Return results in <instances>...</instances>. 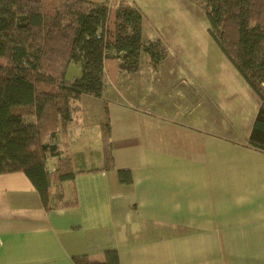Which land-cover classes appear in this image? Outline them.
Returning <instances> with one entry per match:
<instances>
[{"label": "crops", "instance_id": "obj_1", "mask_svg": "<svg viewBox=\"0 0 264 264\" xmlns=\"http://www.w3.org/2000/svg\"><path fill=\"white\" fill-rule=\"evenodd\" d=\"M162 70L147 69L143 80L138 69L117 77L116 60L105 59V88L91 106L98 139L88 145L84 119L56 137L76 172L60 183L62 202L72 204L43 207L25 173L0 174V264L101 262L107 249L120 264H264V151L248 142L254 119L236 126V110H220L212 126L189 119L193 108L178 118V105L171 113L151 96L164 85ZM188 92L201 103L202 88L185 79L164 90L178 102ZM104 104L110 169L101 168ZM118 170L131 181L121 182Z\"/></svg>", "mask_w": 264, "mask_h": 264}, {"label": "trees", "instance_id": "obj_2", "mask_svg": "<svg viewBox=\"0 0 264 264\" xmlns=\"http://www.w3.org/2000/svg\"><path fill=\"white\" fill-rule=\"evenodd\" d=\"M59 1L48 13L40 0H0V174L25 173L47 208L72 204L62 202L60 183L76 172L56 132L64 137L82 96L101 95L105 59L118 60L120 77L136 71L143 54L154 62L162 57L158 41L143 40L141 12L127 1L114 5V38L108 36L110 1ZM195 1L205 11L209 35L259 98L248 142L264 151V0ZM71 64L80 74L69 78ZM104 110L101 168L110 169L105 104ZM52 157L58 164L48 170ZM117 174L121 182L131 181L127 170ZM52 199L58 201L50 205ZM74 262L120 264L115 249H107L101 262L86 256Z\"/></svg>", "mask_w": 264, "mask_h": 264}, {"label": "rangeland", "instance_id": "obj_3", "mask_svg": "<svg viewBox=\"0 0 264 264\" xmlns=\"http://www.w3.org/2000/svg\"><path fill=\"white\" fill-rule=\"evenodd\" d=\"M44 11L53 10L59 0H40ZM136 7L142 15V38L145 42L158 41V53L162 57L158 62L150 60L148 55H141L137 66L141 70L142 80L145 79V73L150 69H166L159 72L162 85L157 91L151 94L152 97L158 95L160 100L167 104L171 113L175 112V106H179L178 118H181V110L185 113L190 109H195L189 119H210V124L221 122V119L215 118L220 110L235 111L238 119H234V124L240 125V120L254 119L256 114V103L259 98L251 87L244 81L242 76L236 71L235 67L228 60L227 56L221 51L215 40L208 33V21L205 11L195 0H125ZM123 0H112L108 20V36L114 38L115 30V4ZM113 9L114 11H111ZM110 23V24H109ZM143 27L146 33L143 32ZM116 60V58H111ZM154 72V74L156 73ZM69 78L79 75L80 71L77 65L71 64ZM118 77V74H117ZM150 77V76H148ZM155 78V77H154ZM106 79V77H105ZM181 79L189 83L200 86L203 95L200 98L201 103L197 104V98L193 92H188V99L181 97L177 101L171 94L169 96L164 90L169 88L170 84H180ZM118 80V79H117ZM177 82V83H176ZM184 89V87H178ZM228 90V92H226ZM232 91V92H231ZM236 93V94H234ZM208 94V95H206ZM246 94V95H245ZM180 95V94H179ZM162 96V97H161ZM168 96V97H167ZM80 101V111L72 115V119H84L83 123L78 121L79 127L83 126L88 145H93L98 139L95 138V121L97 119L96 109L91 107L93 97L84 96ZM89 97V98H87ZM247 97V98H246ZM96 99H94L95 101ZM185 103V104H182ZM197 104V106H196ZM93 108V109H92ZM199 113L201 115H199ZM242 123V122H241ZM204 125V123H203ZM228 130L230 125L226 126ZM88 133V134H87ZM60 137L61 132H56ZM67 132H64V135ZM90 134V135H89ZM60 140V139H59ZM47 168H54L58 164L56 157L48 158ZM112 163L114 165L113 156ZM63 195L62 197H64Z\"/></svg>", "mask_w": 264, "mask_h": 264}]
</instances>
